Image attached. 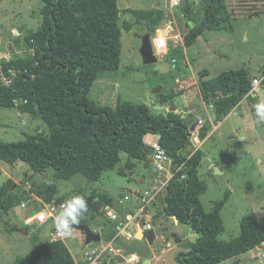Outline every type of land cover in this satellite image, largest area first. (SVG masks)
I'll list each match as a JSON object with an SVG mask.
<instances>
[{
  "label": "trees",
  "instance_id": "trees-1",
  "mask_svg": "<svg viewBox=\"0 0 264 264\" xmlns=\"http://www.w3.org/2000/svg\"><path fill=\"white\" fill-rule=\"evenodd\" d=\"M40 1L41 26L25 39L29 54L0 61V71L12 79L9 86L0 84V108H15L41 120L48 131L23 134L22 142L0 143V162L11 166L22 162L32 172L33 198L29 197L28 202L34 206L38 199L59 206L64 200L58 198V180L82 176L87 182L98 183L104 173L118 166L121 154L127 156L123 169L118 171L121 175L132 174L135 162L149 167L152 149L143 140L146 135H158V145L171 159L174 176L166 185L161 204L155 206L154 219L174 218L197 235L190 250L175 256V263L220 264L264 246V217L259 219L253 214L241 219L237 238L218 240L224 232L220 212L225 200L215 203L211 212L204 211L200 196L208 187L198 172L205 154L200 150L191 152V133L175 110L152 115L146 104L118 99L111 108L88 99L93 84L106 73L117 71L120 65L118 0ZM204 4L201 18L194 20L192 4L183 0V15L190 18L189 31L182 38L186 48L193 46L203 32L220 31L228 22L225 0H204ZM130 12L147 33L154 32L163 19L157 9ZM123 28L130 31L131 25L125 23ZM12 70L16 72L13 77ZM206 76V72H200L198 78L205 102L213 105L214 123L232 113L242 98L252 93L254 78L244 69L221 73L212 80H205ZM261 89L264 90V80ZM157 97L161 106L174 107V94L157 93ZM48 169L54 171V176L35 185L32 179ZM178 174L181 176L175 179ZM8 185L9 190L4 185L0 188V208L5 214L25 199V195L11 191L13 182ZM77 194L88 202L82 225H87L86 217L101 216L102 209L111 206L106 194L88 195L85 189ZM98 233L103 242L112 241L118 233L117 223L109 232L103 228ZM163 235L166 241L171 239L170 234ZM35 243L13 264H76L62 241L41 242L35 237Z\"/></svg>",
  "mask_w": 264,
  "mask_h": 264
},
{
  "label": "rangeland",
  "instance_id": "rangeland-1",
  "mask_svg": "<svg viewBox=\"0 0 264 264\" xmlns=\"http://www.w3.org/2000/svg\"><path fill=\"white\" fill-rule=\"evenodd\" d=\"M188 2L192 4L193 19L201 18L205 7L204 0H188ZM225 2L228 22L220 31L203 32L200 35L201 41L187 50L189 56L194 60L196 71L208 72L210 79L221 73L243 68L254 74L255 65L264 64V0H225ZM42 7L43 3L40 0H0V61L29 54L25 39L40 28ZM118 8L120 9L119 25L122 28L120 65L117 71L106 73L93 84L88 99L111 108L115 107L118 99L134 105L152 106L156 102L159 107L161 105L158 103L157 93H155L158 88L157 80L159 77L173 72L177 68V64L173 63L172 51L162 57H156L158 60L156 64L146 66L142 63L139 49L141 39L147 32L144 30V26L135 21L130 11L161 10L162 21L153 30L154 32H149L152 40L156 36V32L163 34L168 27H171L173 34L182 41L183 36L189 31L190 18L184 17L182 6L171 8L169 0H118ZM125 23L131 25L130 31L124 30ZM204 39L209 41L210 47L203 43ZM169 47L171 48L170 40L168 41ZM219 54L223 56L218 57ZM178 66L182 68V65ZM161 87L164 95L176 92L175 83L171 79H168ZM165 107L170 109V106ZM155 110L157 109L151 110L152 115H159L160 112ZM260 131L263 132V130ZM36 133L48 134L47 128L41 120L23 115L15 108H0V143L22 142L25 140L23 134L33 135ZM233 140L228 144L226 139L221 140L218 134L215 135L214 145L210 142L207 146L216 145L218 147V152L222 157L218 160L220 171L212 170V172L201 175V179L208 187L206 193L200 196L204 211L211 212L215 203L225 200L220 212L224 227V232L218 236L220 241H229L240 235L239 224L243 217L251 214L259 219L264 217V140H260L256 144L241 143L239 136ZM239 150H242L243 153L235 158L233 155L236 152L238 154ZM120 157L121 161L118 166L114 170L104 173L98 183L87 182L82 176H75L69 181L58 180L56 182L59 190L58 198L65 202L72 195H76L80 189H85L88 195L106 194L111 200L109 207L118 220H124L126 213L136 212L142 204H145L147 207L141 215L148 214L155 223H158L157 236L162 233H179L180 239L186 240L188 233L182 232V226L174 225L170 220L163 221V218L154 219L156 216L155 206L161 204L165 196V188L153 199H149L148 204L142 203L144 192L154 187L150 185L149 180H154L157 177L152 164L146 167L142 162H135L136 166L132 174L121 175L118 171L123 169L127 156L121 154ZM258 158L262 160V164L257 162ZM31 174L30 168L25 163L17 162L11 166L0 162V188L4 185L6 190H9L8 182H13L14 187L10 190L15 191L18 196L25 195L24 203L27 206L26 209H21V204H18L8 214H5L0 208V264H13L17 257L27 255L36 244L32 235L27 236L23 232L26 228H29L31 232L38 229V227L30 228L23 224V220L30 215L34 207L32 202H28L29 197L33 198L29 183ZM53 176L54 171L48 169L46 173L32 181L35 182V185H39ZM131 193L134 194V197L130 201L124 200V197H130ZM135 193H139L140 196ZM54 206L56 205L54 204ZM107 212L110 211L104 207L101 216L86 217L87 225H91L96 232L102 231L103 228L109 232L110 227L117 222L112 221L107 216ZM53 227L54 223L51 221L44 226L37 237L40 240L44 239L47 236L43 234L44 231L48 229L49 232ZM164 228L169 230L164 232ZM131 231L135 232L134 224ZM140 233L141 230L136 233L138 238L141 237ZM169 241L173 242L171 239ZM65 242L78 259H84L82 247L79 251L77 243L69 237L65 239ZM158 242L156 249L161 247V243ZM143 243L149 247L145 241ZM93 246L92 244L90 247ZM174 246L175 255L179 252H186L175 244ZM254 255L255 252L245 254L242 258L244 263L257 264V260L253 258ZM109 257L112 258L110 264H120L115 257ZM132 259L127 264H134L135 258ZM135 262H141V260ZM221 264L234 263L232 260H228Z\"/></svg>",
  "mask_w": 264,
  "mask_h": 264
},
{
  "label": "crops",
  "instance_id": "crops-1",
  "mask_svg": "<svg viewBox=\"0 0 264 264\" xmlns=\"http://www.w3.org/2000/svg\"><path fill=\"white\" fill-rule=\"evenodd\" d=\"M168 28L171 30L173 34L172 28L171 27H168ZM173 36L178 37L177 35H174V34ZM201 39L202 38H200L199 36L196 39L195 44L199 43ZM169 40H170L171 48L169 47L167 52L170 53V51H172L171 55L174 58L173 63L177 64V68L173 72L167 73L158 78L157 83H156V86L158 88H156V90L157 89L159 90L157 91L155 90V93L161 94L163 91L161 86L168 79L173 80V82L175 83L176 92H171L170 94L175 95V98L173 100V104L175 107L174 112L181 116L182 120L189 128V131L191 133V139H190L191 152L193 153L197 150H200L201 152L205 154V158H204V161L202 162L200 171L203 172L202 174L206 172H212L213 168H210V166L212 165L217 168L216 169L217 171H220L218 169L219 168L218 160L221 159L222 157L218 152V147L216 145L213 147L207 146L210 142L212 145H214L213 143L215 142L216 134H218V137L221 140L226 139L228 144L233 142L234 141L233 139H236L237 136L240 137L241 143L248 142L251 144H256L258 141L264 140V123H257V118L255 117V113H254V105L264 100V90L261 89L260 87L259 89L257 88L256 90L252 91L250 96H245L242 98V100L239 102V104L236 106V108L234 109L232 113L222 118L217 123H214V119L212 118V115H211V110L208 109V105L205 102L204 97L201 92L199 78H198L200 72L196 71V69L194 68V60L187 53V50L193 47L195 44L189 48H186L184 47L183 42L181 41L180 38H170ZM203 43L206 44L208 47H210L209 41H207V39H204ZM222 56H223L222 54H219L218 57H222ZM179 64L182 65V68L178 66ZM263 67H264L263 63L256 64L254 74H251V72L248 69H245V68L243 69L249 73L250 77L258 78L260 75V70ZM203 72H206V71H203ZM206 74L207 76L205 80H212L217 77L216 76L210 79L208 72H206ZM149 108L150 110H153V111L154 109H157L160 112V114H163V115L169 112L168 107H165V106L158 107L156 105V102L152 104V106L149 105ZM260 130H263V132ZM259 131L261 132V134L259 133ZM143 141H144V144L147 147H149L151 145L158 144L159 136L158 135H146ZM242 153H243L242 150H239L238 154L236 152L233 156L236 158L238 155ZM257 162L260 164L263 163L262 160L259 158ZM149 182H150V185L152 186L153 180L150 179ZM31 184L32 182H30V185ZM97 193H100V192H97ZM135 194L139 195V193H135ZM133 197H134V194L131 193V197L129 201ZM140 208L136 212L129 211L128 213L125 214V217H128V218L131 217L133 219L132 225L134 224L135 237L137 235L136 233H138L140 230H143V228L146 227L147 225H150L151 228H154L156 231L158 230V223L157 222L155 223L148 214L141 215V213H144V212L140 211ZM32 210H34V208H32ZM30 214H32V212ZM170 221H172L174 225L181 226L178 224V222L174 218H171ZM44 226L38 227V229H35L34 232H31L29 228H26L23 232L27 236L32 235L34 238L36 237L39 241L46 242L49 239V234L55 228L53 227L52 229L49 230V232L47 231L48 229H46L43 234L47 236L44 237V239L40 240L37 237V235H39L42 232V229L44 228ZM88 226L92 229L91 225H88ZM182 227H183L182 232H187L188 234H187L186 240L182 238L181 240L183 242H188L189 239L194 237L195 234L191 232L188 228L184 226ZM166 229L169 230L168 228H164V232H166ZM157 234H158V231L156 233V239L154 241L155 245L153 244L154 245V246L152 245L153 247L150 246L151 248L148 247L151 257L147 264H173V263L176 264L175 263L176 255L174 251L175 243L166 241L163 235L164 233L159 234V236H157ZM176 234H178L179 235L178 237L180 238V234L179 233H176ZM69 238L73 242L77 243L79 251L81 250V247L83 249V247L85 246L84 236L82 233L78 231L73 232L72 236ZM65 239L66 237H63L61 241L68 248L76 264H85L84 259L83 260L81 258L78 259L74 255V252L72 251L70 246L65 242ZM157 241H159L158 243H161L160 244L161 247L158 249H156V246L158 245ZM102 242L103 241H101L100 243ZM254 250L250 252L254 253ZM244 255L245 254L240 255L231 260L233 261L234 264H245L242 259ZM132 258L133 257L126 258V261L124 263L119 262V258H116V259L118 260L120 264H127L129 263L130 260H133ZM135 258L136 259H134V264H138V263L145 264L143 260H141V262H135V261L140 260L137 257Z\"/></svg>",
  "mask_w": 264,
  "mask_h": 264
},
{
  "label": "built area",
  "instance_id": "built-area-1",
  "mask_svg": "<svg viewBox=\"0 0 264 264\" xmlns=\"http://www.w3.org/2000/svg\"><path fill=\"white\" fill-rule=\"evenodd\" d=\"M183 0H169V5L171 8H177L182 6ZM170 38H178L174 37L171 30H168L159 34L156 32V36L152 40V49L154 55L164 56L168 50V41ZM11 77H13L16 72L14 70L10 71ZM264 80V67L260 70V76L258 78H254L252 80V91L259 89L262 86V81ZM12 82V79L5 77L0 71V84L9 86ZM208 109L212 110L213 105H208ZM152 149V154L150 156L151 164L153 167V171L157 174L156 179L153 180L152 185L154 186L150 190H146L142 196V203L148 204L149 199H153L161 190L166 189V185L169 180L174 176L173 171L171 173V159L167 156L164 149H162L158 144H154L149 146ZM131 197V196H130ZM130 197H124V199L129 201ZM34 211L32 214L28 215L23 223L27 227H41L49 222L54 221L55 213H57L62 207L63 204L59 206H54L51 204H44L40 200H35L34 203ZM141 203V204H142ZM26 203L21 204V209H26ZM106 209L110 212H107V216L112 220L117 222V230L118 233L115 238L108 243H98V244H89L84 246L82 249L84 262L85 264H110L112 258L109 256L119 258L123 255V251L116 245L117 240H122L126 243L132 241L135 238V232L131 231L133 219L131 217H125L124 220H118V217L111 211L109 206H106ZM145 204H142L140 211H145ZM54 223V222H53ZM55 228V225H54ZM151 226L147 225L143 228V232L150 229ZM125 237V239H122ZM63 236H61L56 228L52 230L49 234V239L46 242H56L61 241ZM255 255L254 259L257 260V264H264V246L257 247L254 250ZM135 258V257H134ZM136 259V258H135Z\"/></svg>",
  "mask_w": 264,
  "mask_h": 264
},
{
  "label": "water",
  "instance_id": "water-1",
  "mask_svg": "<svg viewBox=\"0 0 264 264\" xmlns=\"http://www.w3.org/2000/svg\"><path fill=\"white\" fill-rule=\"evenodd\" d=\"M139 54L141 56L142 63L146 66L153 65L158 62L156 56L154 55L153 49H152V40H151V36L149 33H146L141 39V46L139 49ZM174 110H175V107H170L169 109L170 112H173ZM210 168H213V170L217 169L213 165L210 166ZM202 173H203L202 171L198 172L199 175H201ZM180 176L181 174H178L175 177V179H178ZM74 227H75L74 228L75 231H78L83 234L85 246L89 244H98L102 241L100 233L93 231L88 225L79 224ZM167 231L168 230L166 229V232ZM156 233L157 231L154 228H150L144 232L141 230V233L139 234L141 235V237L138 238L136 236L132 241L128 243L122 240H117L116 245L123 251V255L119 257V262L124 263L126 261V258L137 257L138 259L143 260L145 264H147L148 261L150 260L151 255L148 250V247L143 242L145 241L149 247L152 246L156 239ZM196 236L197 235L195 234L194 237L190 238L189 241L185 243L178 237L177 234L175 233L170 234V237L175 243V245L186 251L191 249V247L193 246V243L195 242Z\"/></svg>",
  "mask_w": 264,
  "mask_h": 264
},
{
  "label": "clouds",
  "instance_id": "clouds-1",
  "mask_svg": "<svg viewBox=\"0 0 264 264\" xmlns=\"http://www.w3.org/2000/svg\"><path fill=\"white\" fill-rule=\"evenodd\" d=\"M254 113L257 123H264V100L254 105ZM88 210V202L83 195H72L55 213L53 222L57 232L63 237H71L74 226L80 224L81 218Z\"/></svg>",
  "mask_w": 264,
  "mask_h": 264
}]
</instances>
